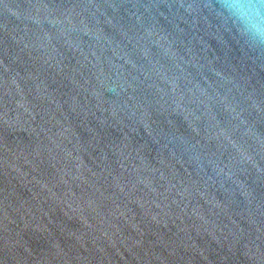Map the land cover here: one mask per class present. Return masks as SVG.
Segmentation results:
<instances>
[{"label": "water", "instance_id": "1", "mask_svg": "<svg viewBox=\"0 0 264 264\" xmlns=\"http://www.w3.org/2000/svg\"><path fill=\"white\" fill-rule=\"evenodd\" d=\"M261 0H0V264H264Z\"/></svg>", "mask_w": 264, "mask_h": 264}, {"label": "clouds", "instance_id": "2", "mask_svg": "<svg viewBox=\"0 0 264 264\" xmlns=\"http://www.w3.org/2000/svg\"><path fill=\"white\" fill-rule=\"evenodd\" d=\"M261 2L264 3V0H261ZM252 28H253L255 36L258 39L264 40V26L260 24H253Z\"/></svg>", "mask_w": 264, "mask_h": 264}]
</instances>
